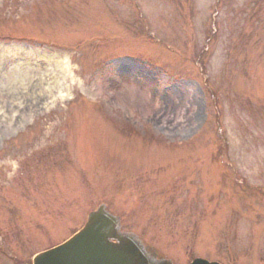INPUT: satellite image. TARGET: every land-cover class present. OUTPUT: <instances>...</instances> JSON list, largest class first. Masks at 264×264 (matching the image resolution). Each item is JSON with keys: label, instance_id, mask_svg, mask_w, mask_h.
<instances>
[{"label": "rangeland", "instance_id": "374dc122", "mask_svg": "<svg viewBox=\"0 0 264 264\" xmlns=\"http://www.w3.org/2000/svg\"><path fill=\"white\" fill-rule=\"evenodd\" d=\"M0 55L30 77L0 92V264L101 203L174 264H264V0H0Z\"/></svg>", "mask_w": 264, "mask_h": 264}, {"label": "water", "instance_id": "95a60500", "mask_svg": "<svg viewBox=\"0 0 264 264\" xmlns=\"http://www.w3.org/2000/svg\"><path fill=\"white\" fill-rule=\"evenodd\" d=\"M105 261L107 264H173L133 234L121 232L118 218L109 214L103 204L88 214L78 234L38 256L35 264H105ZM193 264L208 263L195 261Z\"/></svg>", "mask_w": 264, "mask_h": 264}, {"label": "bare ground", "instance_id": "6f19581e", "mask_svg": "<svg viewBox=\"0 0 264 264\" xmlns=\"http://www.w3.org/2000/svg\"><path fill=\"white\" fill-rule=\"evenodd\" d=\"M12 50L11 49H5L4 53H8L10 55H12ZM24 55L26 57H28L30 55L29 52H23ZM16 54V52L14 53V55ZM2 56L3 55H0V59L2 60ZM7 57V56H6ZM46 60L47 63H50L51 61H53V63L55 64H60L61 66H59V68L62 70V72L64 73H68V75H70V68L67 69L69 67V64H68V61H59L60 59L57 58L56 56H50V57H45L44 58ZM62 62V63H61ZM4 63V62H3ZM2 65V64H1ZM17 67V68H16ZM19 68V65H14V67L10 70H6L8 69V65L4 68V72L2 69V74H0V92L6 94L8 93L10 90H12V92H16V90H18L19 86H25L26 83H28V81L30 80L29 78V71L26 69L25 71H23L21 74L16 70ZM8 72V74H7ZM61 72V71H60ZM48 77L45 76V75H41L39 76V78L36 80L37 82L39 83H44L46 84L47 80L46 78ZM46 81V82H44ZM52 84L54 85V88L57 89L56 92V97H54V99L58 100V99H61L63 100L64 97H66V94H63V90L61 88V86H59L58 84H56L54 81L52 82ZM51 87L50 85H48V88ZM54 99L51 101V104L52 102H54Z\"/></svg>", "mask_w": 264, "mask_h": 264}]
</instances>
